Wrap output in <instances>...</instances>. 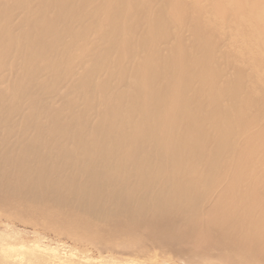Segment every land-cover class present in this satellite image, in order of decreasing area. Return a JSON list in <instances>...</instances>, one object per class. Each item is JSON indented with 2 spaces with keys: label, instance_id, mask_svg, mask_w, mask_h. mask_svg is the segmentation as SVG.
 <instances>
[{
  "label": "bare ground",
  "instance_id": "obj_1",
  "mask_svg": "<svg viewBox=\"0 0 264 264\" xmlns=\"http://www.w3.org/2000/svg\"><path fill=\"white\" fill-rule=\"evenodd\" d=\"M0 213L264 264V0H0Z\"/></svg>",
  "mask_w": 264,
  "mask_h": 264
},
{
  "label": "rangeland",
  "instance_id": "obj_2",
  "mask_svg": "<svg viewBox=\"0 0 264 264\" xmlns=\"http://www.w3.org/2000/svg\"><path fill=\"white\" fill-rule=\"evenodd\" d=\"M30 250L33 252H30ZM107 251L108 252L102 251L100 245H95L87 241H79L73 235L69 237L64 234H57L45 230L42 227L36 228L34 226L24 225L14 218H9L0 213V264H30L31 261L29 260L31 259L34 261L36 257H38L36 259L37 263L35 260V263L33 262L32 264L147 263L143 260V262L141 260L135 262L121 261V259L118 258L119 255H122L121 252L113 249L111 245ZM33 254H35V256L37 254V256L34 258ZM107 254L109 257L105 256ZM126 254L128 255V253ZM30 255L32 256L31 258H29ZM133 256H140L144 258V260L150 258L152 264H188L183 257L172 251L151 245L145 246L142 251H136ZM210 264L225 263L216 260Z\"/></svg>",
  "mask_w": 264,
  "mask_h": 264
}]
</instances>
